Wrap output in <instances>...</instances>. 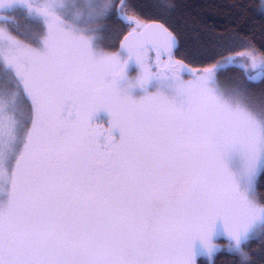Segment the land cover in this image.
I'll return each instance as SVG.
<instances>
[{
  "label": "snow or ice",
  "instance_id": "6c2138e0",
  "mask_svg": "<svg viewBox=\"0 0 264 264\" xmlns=\"http://www.w3.org/2000/svg\"><path fill=\"white\" fill-rule=\"evenodd\" d=\"M155 7L0 0V264H264V103L247 87L264 49L235 33L178 58ZM233 7L264 22V0ZM17 8L40 21L30 37ZM229 67L246 81L223 86Z\"/></svg>",
  "mask_w": 264,
  "mask_h": 264
},
{
  "label": "trees",
  "instance_id": "16d2710c",
  "mask_svg": "<svg viewBox=\"0 0 264 264\" xmlns=\"http://www.w3.org/2000/svg\"><path fill=\"white\" fill-rule=\"evenodd\" d=\"M259 3V0H129L135 13L144 18H162L156 5H164L169 9V15L163 17L167 19L177 34L178 50L177 57H186L189 52L209 48L213 43H217L221 38H228L235 33H241L258 49H264V22L258 17L248 20H241L238 16V9L233 7L238 3ZM14 19L10 21L13 27L21 36L30 37L41 25L32 17H29L22 9H15L8 13ZM106 23L105 43H112L119 38L124 30V25L119 20H110ZM242 50V44L233 51ZM195 66V62L193 63ZM226 72L230 74H243L238 67H229ZM245 76V75H244ZM247 79V78H246ZM252 87H259L264 92V83L257 81L247 82ZM264 100V97L263 99ZM264 191V183L261 185ZM264 247V240L255 239L250 243V248L254 254ZM233 257L226 251H221L215 258V264H232Z\"/></svg>",
  "mask_w": 264,
  "mask_h": 264
},
{
  "label": "rangeland",
  "instance_id": "374dc122",
  "mask_svg": "<svg viewBox=\"0 0 264 264\" xmlns=\"http://www.w3.org/2000/svg\"><path fill=\"white\" fill-rule=\"evenodd\" d=\"M17 9H19V8H17ZM11 12L12 11L10 10L8 13H11ZM29 17H32L35 21H38L40 23V21L36 17H34V16H29ZM152 55L154 56V53ZM240 70L243 71L242 69H240ZM243 73L245 76L242 73L237 76V75H234L233 73L230 74L229 72H226V70H225L224 72L220 73V76H219L220 83L225 87H232L238 82L246 81L247 75L244 71H243ZM247 87L249 90V94L251 95V97L253 98V100L256 103H258V104L264 103V100H262L264 97V92L261 88L252 87L248 83H247ZM217 242L221 245H225V246L227 245V240L224 238H219Z\"/></svg>",
  "mask_w": 264,
  "mask_h": 264
},
{
  "label": "water",
  "instance_id": "95a60500",
  "mask_svg": "<svg viewBox=\"0 0 264 264\" xmlns=\"http://www.w3.org/2000/svg\"><path fill=\"white\" fill-rule=\"evenodd\" d=\"M8 15V14H7ZM258 82V81H257Z\"/></svg>",
  "mask_w": 264,
  "mask_h": 264
}]
</instances>
